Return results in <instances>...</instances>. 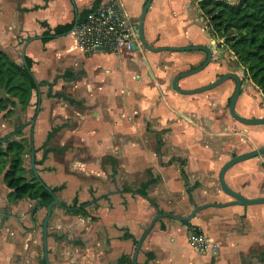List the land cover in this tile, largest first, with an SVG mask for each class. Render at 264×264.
Listing matches in <instances>:
<instances>
[{"label": "crops", "instance_id": "0c3cea01", "mask_svg": "<svg viewBox=\"0 0 264 264\" xmlns=\"http://www.w3.org/2000/svg\"><path fill=\"white\" fill-rule=\"evenodd\" d=\"M96 1L0 0V47L20 63L29 59L37 81L24 109L0 111V134L19 125L25 176H39L57 196L47 223L49 264H264V202H230L218 180L227 159L264 143V123L244 124L228 112L232 78L194 93L172 86L206 51L146 48L138 34L145 0H122L137 28L135 48L84 52L72 30ZM205 17L198 0H151L145 39L212 46ZM217 50L179 87L221 74ZM252 85L263 95L241 78L235 109L264 116ZM224 178L245 196H264V155L235 162ZM9 191L0 173V264H45L46 205L39 197L11 200ZM193 224L218 247L194 248Z\"/></svg>", "mask_w": 264, "mask_h": 264}, {"label": "trees", "instance_id": "16d2710c", "mask_svg": "<svg viewBox=\"0 0 264 264\" xmlns=\"http://www.w3.org/2000/svg\"><path fill=\"white\" fill-rule=\"evenodd\" d=\"M198 5L203 15L210 17L209 33L224 37L242 65L244 75L264 94V0H198ZM72 25L69 23L62 28L67 30ZM60 27L55 30L58 32ZM36 86L31 61L26 59L25 63H20L0 47V111L11 114L16 108L24 109ZM18 128L19 125L14 133L0 134V173L10 188L8 196L11 200L39 197L46 205L53 199V190L39 176H25V146L18 138Z\"/></svg>", "mask_w": 264, "mask_h": 264}, {"label": "water", "instance_id": "95a60500", "mask_svg": "<svg viewBox=\"0 0 264 264\" xmlns=\"http://www.w3.org/2000/svg\"><path fill=\"white\" fill-rule=\"evenodd\" d=\"M151 0H145V3L142 7L141 13H140V17H139V21H138V34H139V39L141 41V43L148 49L151 50H160V49H169V50H191V49H203L206 51V58L198 65L186 69V70H181L179 72H177L173 78H172V86L183 93H194V92H199V91H203L206 89H209L211 87H214L216 85H218L219 83L223 82L224 80H226L227 78H232L234 80V88L233 91L230 95V99L228 101L227 104V110L228 112L231 114V116H233L235 119L239 120L240 122L244 123V124H261L264 123V116H245V115H241L239 114L236 109H235V103L236 100L238 98V95L240 93V89H241V78L240 75L237 72H224L221 73L220 75H218L215 79L205 83V84H201L192 88H181L178 85V79L184 76H187L189 74H192L194 72L199 71L200 69H202L212 58V54H213V49H215V45L212 46H208L206 44H186V45H164V46H152L150 44L147 43L145 36H144V32H143V22H144V18H145V14L146 11L149 7ZM77 20H75L74 26L76 24ZM73 26V27H74ZM215 39L212 40V42H214ZM135 48V42H134V47ZM23 63H25V60H23ZM263 154L264 155V144H262L261 146L257 147V148H253L241 153H236L234 155H232L229 159H227L222 166L220 167V170L218 172V180L220 183V187L221 189L228 193L229 195H231L233 197V200H231L230 202H234V203H239V204H250V203H261L264 202V196H255V197H248L245 196L243 194H241L240 192L236 191L235 189L231 188L227 182L225 181L224 178V173L225 170L231 166L232 164H234L237 161H240L242 159L245 158H249L252 156H256V155H260ZM48 187V186H47ZM49 188V187H48ZM50 189V188H49ZM53 195V199L46 204V214L44 216L43 219V247H44V259H45V264H49V258H48V248H47V223L49 220V215L51 213V207L53 204L58 203V199L57 196L54 192H52ZM228 203V202H227ZM212 204H217V203H212ZM209 204H203V205H197L195 206L194 210H192V212L190 213L189 216L187 217H182L180 218L181 220H187L189 219L193 212H195L196 210H198L199 208H201L202 206H206ZM221 205V204H220ZM139 247V243L136 245L135 248V254L137 252V249Z\"/></svg>", "mask_w": 264, "mask_h": 264}, {"label": "built area", "instance_id": "2783aa9c", "mask_svg": "<svg viewBox=\"0 0 264 264\" xmlns=\"http://www.w3.org/2000/svg\"><path fill=\"white\" fill-rule=\"evenodd\" d=\"M72 31L77 46L87 53L97 49L115 53L131 51L137 35L122 0H102L77 20ZM187 230L194 248L204 251L218 247L219 242L198 226L190 225Z\"/></svg>", "mask_w": 264, "mask_h": 264}, {"label": "rangeland", "instance_id": "374dc122", "mask_svg": "<svg viewBox=\"0 0 264 264\" xmlns=\"http://www.w3.org/2000/svg\"><path fill=\"white\" fill-rule=\"evenodd\" d=\"M236 1L237 0L229 1V2H236ZM192 11L195 12V10H192ZM205 16H206L205 19L208 20L209 22L210 17L208 15H205ZM209 25H210V22H209ZM211 29L212 27L210 26L209 32ZM214 37L213 38L215 39V41L212 42V45H215V48L218 49L217 55L215 56V61L217 62L219 66V70H221V73L228 72V71L237 72L242 79L246 80L248 77L244 75L242 65L238 62L232 50H230V48L228 47L227 42L225 41L224 37L217 36V35H214ZM251 96L254 98V101L258 104V106L260 105V110H263L264 109L263 107L264 106V94L262 95L258 93L257 89L253 85H252ZM3 133L5 132H2V134Z\"/></svg>", "mask_w": 264, "mask_h": 264}]
</instances>
